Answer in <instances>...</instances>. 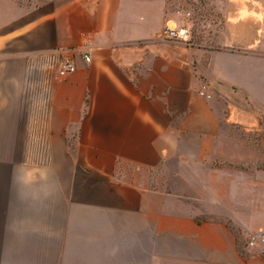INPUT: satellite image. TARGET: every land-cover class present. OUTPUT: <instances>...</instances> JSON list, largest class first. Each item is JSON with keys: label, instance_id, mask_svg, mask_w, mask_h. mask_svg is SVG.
Returning <instances> with one entry per match:
<instances>
[{"label": "crops", "instance_id": "crops-1", "mask_svg": "<svg viewBox=\"0 0 264 264\" xmlns=\"http://www.w3.org/2000/svg\"><path fill=\"white\" fill-rule=\"evenodd\" d=\"M199 1L0 0V264H264V0Z\"/></svg>", "mask_w": 264, "mask_h": 264}, {"label": "rangeland", "instance_id": "rangeland-1", "mask_svg": "<svg viewBox=\"0 0 264 264\" xmlns=\"http://www.w3.org/2000/svg\"><path fill=\"white\" fill-rule=\"evenodd\" d=\"M201 4L199 0H171L170 2L173 18L178 24L175 27L176 31L185 29L188 41L210 43L220 30L222 23L218 17L211 13L208 6ZM18 22L11 26H18ZM171 25L174 26V23L172 22ZM170 39L186 40L185 37ZM242 244L240 245L241 251L245 250Z\"/></svg>", "mask_w": 264, "mask_h": 264}, {"label": "built area", "instance_id": "built-area-1", "mask_svg": "<svg viewBox=\"0 0 264 264\" xmlns=\"http://www.w3.org/2000/svg\"><path fill=\"white\" fill-rule=\"evenodd\" d=\"M186 30L185 29H182L180 30L179 32L176 31V29L170 27L168 25L167 29L165 30V36L166 37H169V38H184L185 39L187 38V34H186ZM86 61L87 62H90L91 61V57L89 55H87L85 57ZM77 69V66H76V63L74 61L73 58L71 57H66L64 59H62L61 63H60V66H59V69H58V75L60 77H65L66 75L72 73V72H75ZM200 94L207 97V98H211V93H209L207 91V85L204 84L202 86V88L200 89ZM257 241H264V234H260V235H252L250 237V242L249 244L250 245H253L254 243H256Z\"/></svg>", "mask_w": 264, "mask_h": 264}, {"label": "trees", "instance_id": "trees-1", "mask_svg": "<svg viewBox=\"0 0 264 264\" xmlns=\"http://www.w3.org/2000/svg\"><path fill=\"white\" fill-rule=\"evenodd\" d=\"M201 2H203V1L201 0Z\"/></svg>", "mask_w": 264, "mask_h": 264}]
</instances>
